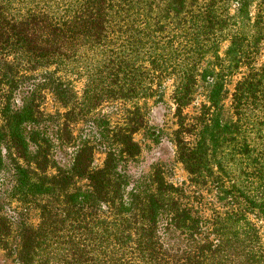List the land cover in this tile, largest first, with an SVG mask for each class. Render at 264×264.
Segmentation results:
<instances>
[{
	"label": "trees",
	"instance_id": "trees-1",
	"mask_svg": "<svg viewBox=\"0 0 264 264\" xmlns=\"http://www.w3.org/2000/svg\"><path fill=\"white\" fill-rule=\"evenodd\" d=\"M168 81L182 184L133 170ZM0 194L15 264H264V0H0Z\"/></svg>",
	"mask_w": 264,
	"mask_h": 264
},
{
	"label": "rangeland",
	"instance_id": "rangeland-1",
	"mask_svg": "<svg viewBox=\"0 0 264 264\" xmlns=\"http://www.w3.org/2000/svg\"><path fill=\"white\" fill-rule=\"evenodd\" d=\"M166 94L163 102L156 103L154 99L142 102V111L144 112L146 125L135 134V138L141 144V154L138 161L133 167L134 171L149 173L156 165H160L166 177L176 183L182 184L187 181L189 174L184 165L178 160L177 148L173 141V131L176 128V118L174 116V104L171 100L170 93L172 82H166ZM82 82H76V89L81 90ZM204 99L200 96L196 103L189 107L188 111L194 112L199 103ZM229 104V103H228ZM44 107L51 114H58L59 111L65 110L52 96H49ZM123 105L119 103L104 105L98 110L101 113L111 116L113 119L118 118ZM90 132V138L95 144V163L102 165L106 153L100 147V141L96 139L93 131H90L86 121H81L74 125V132L78 136L82 133ZM155 132V134H152ZM188 182V181H187ZM0 206L12 221V233L9 241L13 244L19 242V230L24 224L36 225L39 222V210L33 205H28L19 201L12 200L7 194H0ZM261 225V231L264 241V223L258 221ZM0 264H15L7 250L0 244Z\"/></svg>",
	"mask_w": 264,
	"mask_h": 264
}]
</instances>
